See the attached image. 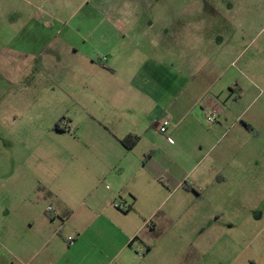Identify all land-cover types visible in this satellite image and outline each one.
I'll list each match as a JSON object with an SVG mask.
<instances>
[{
  "label": "crops",
  "instance_id": "crops-1",
  "mask_svg": "<svg viewBox=\"0 0 264 264\" xmlns=\"http://www.w3.org/2000/svg\"><path fill=\"white\" fill-rule=\"evenodd\" d=\"M116 8L71 34L51 65L36 63L51 87L28 82L33 94L7 99L21 113L0 115L24 153L0 167L7 213L20 219L10 253L24 264H208L248 227L237 213L261 161L264 113H246L236 19L207 21L179 0ZM14 23L0 16V48L28 55Z\"/></svg>",
  "mask_w": 264,
  "mask_h": 264
},
{
  "label": "rangeland",
  "instance_id": "rangeland-1",
  "mask_svg": "<svg viewBox=\"0 0 264 264\" xmlns=\"http://www.w3.org/2000/svg\"><path fill=\"white\" fill-rule=\"evenodd\" d=\"M13 12L10 14L0 10V16L19 19L14 23V30L26 28L16 45L27 44L30 53L6 54L0 48V115L11 116L21 113L14 105L8 103V98L31 95L35 90L27 83L42 80L51 87V78L40 77L36 63L43 61L51 65L56 61L57 50L69 51V36L71 34L89 32L98 26L102 18L116 16L117 3L141 2L163 3L166 0H13ZM27 1V2H26ZM29 1V2H28ZM32 1V2H31ZM34 1V3H33ZM35 1L41 6L39 12ZM181 3L193 5L199 3L204 18L208 21L214 15L236 19V32L242 34L241 56L235 66L243 70V88L246 90V102L249 105L246 113L251 115L262 111L264 113V0H179ZM187 15L191 17L190 10ZM35 18V19H34ZM244 18L247 19L244 22ZM94 20V23L91 22ZM29 20V22H28ZM16 24V25H15ZM23 38V40H22ZM2 42H0L1 45ZM39 51V55L34 53ZM41 52V53H40ZM37 59L39 61L37 62ZM246 66V69L244 68ZM25 82V83H24ZM46 88H44L45 90ZM48 90V88L46 89ZM240 89L234 94H239ZM51 97L52 89L45 93ZM233 94V93H232ZM233 94V95H234ZM258 130L264 135V118L258 122ZM23 150L3 130H0V167L5 169L9 163L22 162ZM259 165L252 168L253 181L247 190L245 201L239 205L237 213L238 224H248L246 231H230L232 243L222 239V247L213 254H206L208 264H264V145ZM9 173H0V264H24L11 255L10 226L20 223L14 213H7L9 200ZM240 204V203H239ZM14 216V217H13ZM15 249V248H14ZM213 262V263H210Z\"/></svg>",
  "mask_w": 264,
  "mask_h": 264
},
{
  "label": "built area",
  "instance_id": "built-area-1",
  "mask_svg": "<svg viewBox=\"0 0 264 264\" xmlns=\"http://www.w3.org/2000/svg\"><path fill=\"white\" fill-rule=\"evenodd\" d=\"M215 120H216V117H215V116H209V117H208V121H209L210 123L215 122ZM169 125H170V121H169V120H165V121H163L162 124H161V126H160V133H161V134H164V133L167 131V128H168ZM169 141L173 143V140H172V139H169ZM112 205H113L116 209H122V210H126V209H127V207H126L125 205H122V204H116V203H113ZM51 210H52V208L49 207V208H48V211H51Z\"/></svg>",
  "mask_w": 264,
  "mask_h": 264
},
{
  "label": "trees",
  "instance_id": "trees-1",
  "mask_svg": "<svg viewBox=\"0 0 264 264\" xmlns=\"http://www.w3.org/2000/svg\"><path fill=\"white\" fill-rule=\"evenodd\" d=\"M56 128H59V125H56Z\"/></svg>",
  "mask_w": 264,
  "mask_h": 264
}]
</instances>
